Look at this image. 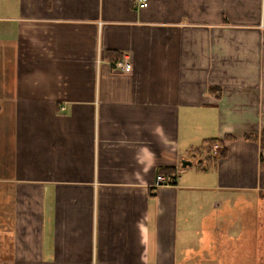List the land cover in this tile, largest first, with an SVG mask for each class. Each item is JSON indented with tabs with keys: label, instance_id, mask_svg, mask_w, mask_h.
<instances>
[{
	"label": "crops",
	"instance_id": "1",
	"mask_svg": "<svg viewBox=\"0 0 264 264\" xmlns=\"http://www.w3.org/2000/svg\"><path fill=\"white\" fill-rule=\"evenodd\" d=\"M0 122V264H264V0H0Z\"/></svg>",
	"mask_w": 264,
	"mask_h": 264
},
{
	"label": "built area",
	"instance_id": "2",
	"mask_svg": "<svg viewBox=\"0 0 264 264\" xmlns=\"http://www.w3.org/2000/svg\"><path fill=\"white\" fill-rule=\"evenodd\" d=\"M138 8H143L148 4V0H130ZM113 68L115 70L129 72L132 70V62L130 55L128 53H124L121 58L114 61ZM220 148V145L214 144L213 149L217 150ZM179 178L178 173H159L156 176L155 187H170L175 186L177 184V179Z\"/></svg>",
	"mask_w": 264,
	"mask_h": 264
},
{
	"label": "rangeland",
	"instance_id": "3",
	"mask_svg": "<svg viewBox=\"0 0 264 264\" xmlns=\"http://www.w3.org/2000/svg\"><path fill=\"white\" fill-rule=\"evenodd\" d=\"M9 124L10 122L5 124L0 122V177L7 175V166L11 165L14 161V157L11 155L9 142L7 140L2 141V136L8 139L9 135L13 133V126ZM1 226H3V224H1Z\"/></svg>",
	"mask_w": 264,
	"mask_h": 264
},
{
	"label": "trees",
	"instance_id": "4",
	"mask_svg": "<svg viewBox=\"0 0 264 264\" xmlns=\"http://www.w3.org/2000/svg\"><path fill=\"white\" fill-rule=\"evenodd\" d=\"M119 55H117L116 60L119 59ZM247 138H251L254 140H259V143L261 145V154H260V162H261V168H264V130H262V132L259 135H248ZM218 139H212V141L210 142L211 144L217 143ZM199 152H201L200 150H198ZM202 153V152H201ZM226 154L224 148L221 152V155L224 156ZM202 161H200L199 163H201ZM168 173V172H173V170L171 169H163L161 173Z\"/></svg>",
	"mask_w": 264,
	"mask_h": 264
},
{
	"label": "water",
	"instance_id": "5",
	"mask_svg": "<svg viewBox=\"0 0 264 264\" xmlns=\"http://www.w3.org/2000/svg\"><path fill=\"white\" fill-rule=\"evenodd\" d=\"M181 163H182V166H183L184 168L193 165V161H192V160H187V159H182Z\"/></svg>",
	"mask_w": 264,
	"mask_h": 264
}]
</instances>
